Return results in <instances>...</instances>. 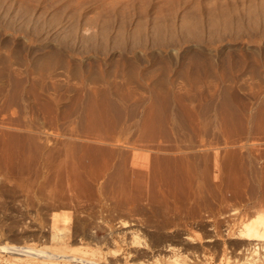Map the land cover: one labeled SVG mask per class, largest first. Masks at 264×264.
Segmentation results:
<instances>
[{"label":"rangeland","instance_id":"1","mask_svg":"<svg viewBox=\"0 0 264 264\" xmlns=\"http://www.w3.org/2000/svg\"><path fill=\"white\" fill-rule=\"evenodd\" d=\"M263 5L0 0V243H44L37 233L52 216L91 228L109 216L144 227L169 217L202 234L209 213L227 224L239 207L264 209ZM86 145L115 168L106 184L85 185L79 205L67 169ZM173 147L208 158L206 181L187 212L174 210L184 216L171 206L161 218L123 167Z\"/></svg>","mask_w":264,"mask_h":264},{"label":"bare ground","instance_id":"2","mask_svg":"<svg viewBox=\"0 0 264 264\" xmlns=\"http://www.w3.org/2000/svg\"><path fill=\"white\" fill-rule=\"evenodd\" d=\"M100 146H82L83 152L82 156L79 155L80 162L78 163L69 159L72 166L70 165L67 169V191L71 194V200L78 201L79 205L82 202L80 196L86 188L85 185L89 184L88 182L100 186L106 184L108 176H111L110 172L114 166L110 162H113V158L108 162L110 158L107 159V156L102 154L103 148L101 149L102 146ZM183 149L182 147L169 149V151H167L168 149L166 151L157 149L156 154L144 157L141 161L139 159L138 162L130 166H127L129 163L125 164L124 162L126 166L123 167V173L129 174L128 178L131 180L129 183L134 188H139L140 192L142 190L143 194L142 192L141 194H145L144 197L152 202L153 208L156 204L161 208L159 210L162 213L159 215L161 218L162 215L166 218L165 211H168L171 206H173L174 213V210L178 213L182 210V212L186 211L187 207L184 206L186 200L190 203L189 200L192 198L197 200V197H201L203 193L202 189L206 180L202 173L208 158L197 153L196 150L186 151ZM72 150L69 152L71 151L73 154ZM76 151L78 150L76 149ZM71 152L70 158H72ZM67 156L69 157V155ZM46 165L44 164L47 168ZM205 169L204 171H207ZM41 188L45 190L44 187ZM126 188L120 190L121 194L125 193L124 196L127 194ZM43 195L44 193L41 197ZM137 197L139 196L137 195ZM128 198L131 197L128 196ZM196 200H192V202H196ZM188 202L187 206H189ZM196 205L193 208H198ZM152 206L149 207L152 208ZM183 206L186 207L185 210ZM193 208L189 214L195 216ZM203 208L202 210H204ZM241 208L234 211L235 216L227 224L220 222L212 213L203 216L204 218L201 216L202 219L199 218V220L204 228L202 234H200L201 232L197 234L196 230L194 231L188 224L177 223L182 221H175V224L174 222L172 224L167 221L170 220L168 216L167 220L161 221L162 224H158L156 227H144L139 217L110 219L109 216L106 219L100 218L95 228L87 226L83 220H78L69 227L61 226L60 221L65 223L67 219L52 216V218L50 217L51 226L43 225L39 227L40 229L38 228V233L36 232L45 239L44 243H0V264H264V209L251 215L247 213L249 211L245 212ZM194 210V212L200 211L199 209ZM181 214H177L176 217ZM155 215L157 214L155 213ZM181 216H184V213ZM40 224L42 225L43 222ZM21 233L22 236L29 234L27 230ZM219 239L222 242L218 243ZM54 241L58 244H49ZM212 249H216L214 250L216 252L213 251L215 256H213L214 253L212 254Z\"/></svg>","mask_w":264,"mask_h":264}]
</instances>
